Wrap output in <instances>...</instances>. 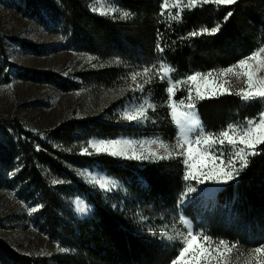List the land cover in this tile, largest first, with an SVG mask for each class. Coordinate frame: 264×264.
Wrapping results in <instances>:
<instances>
[{
  "label": "rangeland",
  "instance_id": "obj_1",
  "mask_svg": "<svg viewBox=\"0 0 264 264\" xmlns=\"http://www.w3.org/2000/svg\"><path fill=\"white\" fill-rule=\"evenodd\" d=\"M80 1L92 18L121 27L118 33L112 35L108 51L89 50L81 38L75 39L73 28L64 18L65 7L61 0H0V244L18 258H33L41 264H75L79 251L74 239L60 229L54 233L46 213L54 208V215L63 227L75 233L77 223L86 222L93 210L87 200L90 195L99 198L104 208L124 214L135 225V232L144 235L158 250L175 253L168 264H172L181 246L179 240L167 238L169 234H174V225L181 233L190 226L194 233L207 234L216 243L222 239L229 246L235 244L231 254L233 264H237V256L238 264H245L246 261L256 264L254 249L264 245V230L259 223L252 220V233L238 242L227 240L225 233L218 229V222L232 224L240 232H247L245 222L239 220L234 209L238 204L237 196L228 198L225 188L239 182L245 169L261 153L262 144L256 146V155L247 157V167L227 184L185 181L186 157L179 154L181 149L176 145L183 136L194 141L201 125L205 132L213 133L230 123L244 125L248 119L258 118L264 104L242 102L238 96L228 94H209L204 99H198L195 96L197 85L206 93H210L215 86L203 81L192 85L182 83L172 96L176 105L174 116L167 92L170 82L185 81L196 72L227 68L264 47L263 32L256 48L239 56L230 65L196 67L185 76L178 75L176 66L168 58L175 44L186 42L192 45L196 39L216 35L219 31L213 35L205 32L193 36L191 33H200L205 28L211 30L217 25L220 30L231 16L228 15L231 13L229 8L244 0H236L230 5L196 6H189V0H167L168 7H164L165 0H158V12L152 16V30L129 39L125 34L137 35L136 27L141 25L134 13L115 0ZM193 10L206 12L210 22L174 36V28L182 23L185 14ZM124 12L130 15L125 17ZM147 39H151L152 44H144ZM228 47H233V43H229ZM161 63H166L175 71L162 78V74L158 73ZM145 68L150 69L147 75L144 74ZM135 73L139 75L134 83L131 77ZM224 79L231 82L233 92L243 86V78L237 79L233 74ZM136 84L143 85V88H137ZM190 86L196 107L183 117L181 113L189 110L180 101L187 103ZM228 97L242 107L255 105L256 109L245 114L236 109L233 116L216 128H210L200 120L196 110L199 104ZM140 105L147 108L146 119L129 122L123 118L126 108L130 112ZM83 121L120 130L100 135L87 131L90 128L80 131L75 127L68 133L62 128ZM166 124L170 129L168 132L163 128ZM89 140L131 141L138 156L147 157L149 152H156L157 156L166 158L129 159L97 154L90 147V155L82 154ZM161 141L170 150L175 149L171 155L165 152ZM229 147L213 145L208 148V157L197 159L194 153L188 164L193 165V171H206L216 165L223 167L227 159L222 162L220 150L224 149L227 153ZM132 151L129 149V155ZM101 157L113 158L116 164L120 161L155 164L162 166L164 174L170 171L166 166L174 164L180 183L173 194L176 203L170 205L164 202L155 206L132 199L129 188L136 189L141 180L123 184L100 169ZM53 159L58 163L56 170L48 165V161H55ZM235 167L240 168L238 159ZM31 168L40 175L41 185L31 178ZM101 174L106 178L107 190L92 183L93 178ZM189 187L195 188V191L188 192ZM220 193L223 200L216 203ZM45 194H48L47 198ZM33 208L37 210L32 211ZM193 219L199 223L198 226ZM209 220L219 230L218 234H214L217 231L210 233L204 229ZM199 243L195 242L193 247ZM0 264L17 263L0 255Z\"/></svg>",
  "mask_w": 264,
  "mask_h": 264
},
{
  "label": "trees",
  "instance_id": "obj_2",
  "mask_svg": "<svg viewBox=\"0 0 264 264\" xmlns=\"http://www.w3.org/2000/svg\"><path fill=\"white\" fill-rule=\"evenodd\" d=\"M65 7L64 18L75 33V39L84 41L88 49L97 51H108L112 42V35L118 33L121 27L104 23L100 19L92 18L85 11L80 0H61ZM121 7L131 11L140 21L141 25L136 27L137 35L127 33L128 39L139 37L145 31L152 30L153 14L158 12V0H115ZM231 16L220 28L216 35L205 39H196L192 45L186 42L175 44L168 58L176 66L178 75L185 76L193 68L211 66L213 64L230 65L239 56L250 53L256 48V43L264 32V0H244L229 8ZM209 16L206 12L199 10L190 11L185 14L182 23L174 28L177 33L185 34L187 31L197 28L200 24H208ZM163 29L162 26H160ZM80 36V37H79ZM259 36V37H258ZM144 44H152L151 39L143 41ZM233 43V47H228ZM245 114L256 109L255 105L242 107L232 98L211 100L197 106L200 120L210 128L221 126L229 116L234 115V110ZM80 131L109 135L118 133V130L106 125H100L89 121L74 123L68 127H62L68 133L74 128ZM166 132L170 131L166 124ZM163 131V130H161ZM48 161L52 170H56L58 163ZM100 169L107 171L127 185L136 183L140 179V185L136 189L129 188L131 198L151 203L155 206L159 203H176L173 196L175 189L179 187V173L176 172L174 164L167 165L169 173H162V166L155 164L140 163L131 161H120L116 164L113 158L101 157L99 159ZM59 168V167H58ZM31 178L41 185L40 175L29 169ZM143 184V185H142ZM142 185V186H141ZM228 198L236 195L238 204L234 207L238 213L239 220L245 222L247 232H240L234 225H226L223 222L218 226L224 237L233 241H243L247 234L252 233V220L257 221L264 230V144L261 146V153L254 158L249 167L241 175L239 182L235 185H228L225 188ZM222 195L219 194L216 203L222 202ZM226 196V197H227ZM45 198L48 194L44 195ZM87 200L92 206V212L86 222L77 223L76 232L63 227L59 219L54 215V208L48 210L47 222L55 233L57 229L70 235L79 251L75 264H168L175 253L160 251L155 244L148 241L144 235L135 232V225L122 213L113 212L104 208L99 198L88 195ZM193 222L196 226L199 223ZM204 229L210 233L218 234L213 221L209 220ZM0 255L9 257L17 264H41L33 258H18L7 247L0 244ZM34 262V263H33Z\"/></svg>",
  "mask_w": 264,
  "mask_h": 264
},
{
  "label": "snow or ice",
  "instance_id": "obj_3",
  "mask_svg": "<svg viewBox=\"0 0 264 264\" xmlns=\"http://www.w3.org/2000/svg\"><path fill=\"white\" fill-rule=\"evenodd\" d=\"M236 3V0H189V6H196L197 4H216V5H230ZM178 6V4L176 5ZM164 7H168L167 0H165ZM130 13L124 12L123 16L127 17ZM230 16L231 13H228ZM219 31V25L213 27L211 30L205 28L200 33L193 32L191 35L195 36L207 32L209 35L215 34ZM264 47L255 50L252 54L240 59L232 66L222 68L220 70H213L207 73L196 72L190 74L185 81L170 82L167 88L169 93V107L172 109V113L176 115V105L172 101V96L176 87L182 83L197 84L198 81H203L208 84H213L215 87L210 93H206L201 90L199 85L195 88V96L198 99H204L206 95H236L242 102H259L264 104V75H260L264 72ZM238 70V71H237ZM150 71L149 68L144 69V74L147 75ZM175 70L166 63H161L158 68V73L162 74V78L169 76L171 72ZM229 74H233L237 79L243 78V86L238 87L235 92L232 91L231 82L224 79ZM139 73L132 75L131 79L135 83ZM137 88H143V85L136 84ZM193 89L190 86L188 88L187 103L180 101V103L189 110V112L181 113V116L187 117L189 113L195 109L196 105L192 95ZM151 107V105H148ZM124 119L129 122L140 121L147 118V108L144 105L133 108L130 112L125 109ZM179 123V120H177ZM228 145L230 146L227 153L224 149L220 150V157L227 159V164L223 167L216 165L215 168L208 170L197 169L193 171V165L188 164V160L193 158V154H196L197 159L208 157V148L216 145ZM264 144V110H262L256 119H248L244 125L228 124L226 127L221 128L218 132H205L203 126H200L196 139L193 141L188 136H183L179 139L177 148L181 149L180 155L186 157L184 163L187 164V171L184 175L185 181H196L203 184L206 181H211L215 184H227L229 181L234 180L239 172L247 167L249 155H256V146ZM87 147H84L82 154L90 155L89 147L95 151V153H106L111 156H123L129 159H147V158H159L164 159V156H157L156 152H149L147 157L138 156L134 151V146L131 141L120 140H89ZM160 145L165 148V152L168 155L172 154L175 149H169L168 146L160 142ZM200 146V147H194ZM243 145V147H239ZM186 146V147H185ZM129 149H133L132 154L129 155ZM240 161V168L235 167V161ZM105 177L97 175L93 178V184H99L102 189L108 188L105 183ZM195 191V188L189 187L188 192ZM37 209L33 208L32 211ZM173 233L169 234L167 238L169 240H179L180 250L172 264H233L232 252L236 248L235 244L229 246L225 240H219L218 243L214 242L212 238L207 234L194 233L189 226L186 232H179L173 226ZM162 238L164 233L161 234ZM197 241L200 243L193 247V244ZM64 250V249H61ZM256 255V264H264V245L254 249ZM237 264L239 256L236 258ZM245 264H250V261H246Z\"/></svg>",
  "mask_w": 264,
  "mask_h": 264
}]
</instances>
